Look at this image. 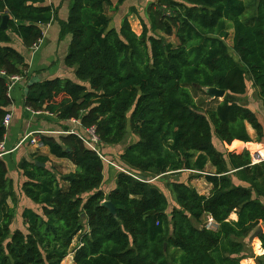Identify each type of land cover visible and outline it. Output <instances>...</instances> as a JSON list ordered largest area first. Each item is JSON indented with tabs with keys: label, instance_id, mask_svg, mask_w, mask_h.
<instances>
[{
	"label": "trees",
	"instance_id": "16d2710c",
	"mask_svg": "<svg viewBox=\"0 0 264 264\" xmlns=\"http://www.w3.org/2000/svg\"><path fill=\"white\" fill-rule=\"evenodd\" d=\"M46 1L0 0V25L8 17L0 28V143L19 85L23 110L53 118L64 126L58 132L71 131V121L78 127L58 139L41 134L47 154L20 157L18 181L3 161L9 155L0 159V264H61L68 255L74 264H252L240 240L264 223V161L251 166L250 153L234 146L251 142L247 127L255 142L264 138L249 101L264 109V0H154L146 19L138 14L139 35L128 20L135 12L120 13L119 29L112 26L129 0H69L64 20ZM48 24L58 42L69 40L63 75L25 93L46 68L30 72L24 51L35 50ZM14 76L20 80L9 90ZM204 88L225 95L211 100ZM190 90L214 106L197 103ZM89 128L110 163L105 147H123L128 131L137 140L119 152L121 165H111L77 136ZM51 158L74 169L61 175ZM181 172L203 178L208 193L171 181L170 206L154 182ZM258 240L255 264H264V232Z\"/></svg>",
	"mask_w": 264,
	"mask_h": 264
},
{
	"label": "rangeland",
	"instance_id": "374dc122",
	"mask_svg": "<svg viewBox=\"0 0 264 264\" xmlns=\"http://www.w3.org/2000/svg\"><path fill=\"white\" fill-rule=\"evenodd\" d=\"M153 1L154 0H129L127 2V4L125 5V9L123 11H119L116 14H114V15L111 16V17H113V19H112V26H115V28L117 30L119 29L120 21H121V18H122V14H120V13L126 12L127 14L128 13L130 14V12L131 13H134L135 12V14L131 18H128V20L130 22V25H131L132 30L137 35H139L140 32H141V24H142L144 18L146 19V16H145L146 8ZM113 3H115V0H113ZM253 12L254 11L249 10V14H252ZM138 14L143 15L144 18H140L138 16ZM166 40H168V41H174V39L172 37L166 38ZM227 45L230 46V41L227 42ZM249 90H250L249 91L250 95H253V92H252L253 90L252 89H249ZM190 92L194 96V100L197 103H199L200 101H203L204 100L205 103H206L205 105L207 107L208 106L209 107L214 106L213 103H208L205 100L204 96L202 95V93L200 91L190 90ZM254 100L256 101V99H254ZM249 101H251L252 105L254 106L255 109L258 110V113H259V110L261 111V109H262L261 108V105L260 104H257V103H254V101L251 99V97H250V100ZM258 120L264 126V117H262V116L259 115ZM55 123L56 122L53 121V127L51 129L50 128L46 129V131L51 132L47 136H51V137H53L55 139H58L59 136H63V135H60L61 132H58V131L64 130L63 129L64 126L63 125H60L58 123H56V124ZM71 125H72L73 129H75L76 127H78L76 123H71ZM247 128H249V127H247ZM40 131H42V130H40ZM53 131H57V132L55 133ZM64 132H66V131H64ZM27 134L28 133H26V134L24 133L20 137L23 138ZM35 137H38V136L36 135ZM254 138H255V135H254ZM254 138L251 140V142H249V144L246 143L245 146L242 145V144H237L236 146H234V148L237 149V150H241V149H244L245 148L246 150L248 149L250 153L255 154L254 152H256L257 149L260 150V148H262L261 146H264V138H263V140L260 143L255 142V139ZM136 140H137V138L133 134H131L130 131H128L127 138L124 141V146L123 147H119V146H111V147H109V146H107V147H105V149H104L103 152L106 155V157L111 160V163L112 164H114L116 166H119V165H121L120 164V161L118 159L119 152L121 150H123V148L127 144H130V143H132V142H134ZM213 144H214L215 148L218 151H220L222 154H224V155H226V151L227 150H230L228 148L226 150V148L224 146H222L216 139L213 140ZM25 146H27V147L30 148L32 145L25 144ZM34 147H36L35 148L36 149L35 151H38L39 155H43V154H41L39 152V151L42 152V149H43V147L40 144V142H39V144L34 145ZM32 151H33V149H32ZM12 156H13V153L9 156V158L7 157L3 161L10 162V160L12 159ZM17 160L18 159H16V162H17ZM51 161L52 162H51L50 165H54L55 166V170L57 171V173H59L61 175L62 174H66V173H68V172H70V171H72L74 169L72 167V165L69 162H67V161L56 160L54 158H51ZM8 170H10V175L12 177H14L15 180L18 181L19 180L18 179L19 176H16L15 175V172L13 173V171H14L13 167L10 168L8 166ZM105 178L106 179H105V183L103 185V188L107 190V189H109L112 186V181H111L112 176H110V174H109ZM174 180H176L178 182H183V183L189 184V186L194 187L199 194H206V193H208L209 186H208V184L205 182V180L203 178H198L196 180L190 181L189 174L186 173V172H181V173L176 174V175L175 174L174 175H167L165 177L159 178L158 180H155L154 185H156V186H158L160 188V190L162 191V193L166 196V198H167L168 203H169L170 206H173L174 204H173V197L168 192L169 191L168 190V185H169V183L171 181H174ZM232 180H233L234 184H238V182L234 178ZM204 223H206L207 226L209 225V222H208V218L207 217H205L203 219V224ZM257 227H259L262 230H264V223H259V225ZM253 231L250 234V236H248V238L241 239L240 242L242 243V246L244 248V250H243V255L244 256L243 257H245V259L243 261H252V262L255 263L256 262V259L259 256H261L263 254V252H262V250H260L262 254H258V253H256V251L254 249L253 243L255 242V240H257V241H259V240H258V236L256 234H254ZM77 241H78V238H77ZM75 242L76 241H74V243ZM259 248H260V243H259ZM61 264H74V263H73V260H72L71 256L68 255L61 262Z\"/></svg>",
	"mask_w": 264,
	"mask_h": 264
},
{
	"label": "crops",
	"instance_id": "0c3cea01",
	"mask_svg": "<svg viewBox=\"0 0 264 264\" xmlns=\"http://www.w3.org/2000/svg\"><path fill=\"white\" fill-rule=\"evenodd\" d=\"M117 0H115L116 2ZM113 2V0H112ZM68 3L69 0H47L46 5H55L58 7L57 11L60 16V19L64 20L68 13ZM125 9V5H122L119 11H123ZM43 35L44 38L40 41L39 45L36 47L35 50L24 51L26 62L30 67V72H34L36 70L44 69L40 74L34 75L38 80H43L47 78H51L54 76H61L62 73V59L66 52V47L68 46L69 40L66 39L62 42H58V29L56 25L48 24L43 28ZM60 62L56 65H52L54 61V57ZM32 77V78H33ZM24 88L22 85L16 87L15 90L12 92V106L10 107V114L12 115V119L10 122V126L7 128V133L4 139V145L7 149H13L16 144L21 140L24 133H31L34 131H46L48 128L53 127V118L46 116V114H41L39 116H35L32 113L27 112L26 110L22 109V94ZM22 109V110H21ZM260 111V110H259ZM260 116L264 117V109H261ZM259 117V114H257ZM51 131V130H50ZM248 135L251 139L254 138V131L250 128H247ZM20 137V138H19ZM249 144V143H248ZM245 146V144H243ZM260 150H264V146H261ZM36 147L31 146L30 148L24 145H21L17 148L13 153L12 159L10 160L9 166L12 168L15 163L16 159H20V157H25L30 153L37 152L35 151ZM33 149V151H32ZM242 150H246L245 148ZM249 152V150L247 149ZM41 154H47V148L42 149V152L39 151ZM11 153V154H12ZM10 156V155H9ZM19 157V158H18ZM9 158V157H8ZM113 176V175H112ZM114 177V176H113ZM19 179V177H18ZM112 181V179H111ZM232 220L236 219L235 215H232ZM264 231V230H263ZM72 258V256H71ZM252 264H255L252 262Z\"/></svg>",
	"mask_w": 264,
	"mask_h": 264
},
{
	"label": "built area",
	"instance_id": "2783aa9c",
	"mask_svg": "<svg viewBox=\"0 0 264 264\" xmlns=\"http://www.w3.org/2000/svg\"><path fill=\"white\" fill-rule=\"evenodd\" d=\"M36 49V48H35ZM18 80H20L19 77L17 76H14V77H11L10 78V84H9V87L8 89L10 90L11 87L13 86V84L15 82H17ZM10 122H11V115H7L4 120H3V126L5 128H8L10 126ZM71 123H76L78 124L77 121H71ZM51 132H48V131H34V132H31V133H28L27 135H25L23 138H21V140L16 144V146L13 148V149H7L4 145V142L0 143V159H3L5 156L7 155H10L12 152H14L17 148H19L21 145L23 144H28V145H36V144H39L40 142V135L41 134H50ZM72 133H75L74 131H69V132H61L60 134H72ZM38 136V137H35V136ZM86 135L87 136H82V135H77L81 140L82 142L84 143V145L88 148H90L92 151L96 152L100 158L102 160H104L106 163L108 164H111L110 162H107L102 155L99 154L98 150V146H99V140L97 138V136L95 135V132L92 128H89L86 130ZM88 139H87V138ZM255 154L251 153V165H256V164H259L261 162L264 161V156H261V153L256 151L254 152ZM112 165V164H111ZM121 171L127 173L126 171L120 169ZM128 174V173H127ZM131 175V174H129ZM133 176V175H131ZM133 178L137 179L135 176H133ZM208 222H209V227L208 228H212V229H215L216 228V225L213 223L212 219L208 218Z\"/></svg>",
	"mask_w": 264,
	"mask_h": 264
},
{
	"label": "water",
	"instance_id": "95a60500",
	"mask_svg": "<svg viewBox=\"0 0 264 264\" xmlns=\"http://www.w3.org/2000/svg\"><path fill=\"white\" fill-rule=\"evenodd\" d=\"M7 19H8L7 16H4L3 19H2V23L0 25V28L2 30L6 29V21H7ZM36 82H38V79L36 77H33L32 79H30L28 85L25 88V93L28 91L29 86L33 85ZM203 91L210 97L211 100H213V99L221 100L224 97V95H225V91L224 90H219L217 88H204ZM104 205L109 209V211L112 214H115L114 207L109 202L104 203ZM253 232L257 236H259L264 231L261 228L257 227Z\"/></svg>",
	"mask_w": 264,
	"mask_h": 264
},
{
	"label": "clouds",
	"instance_id": "9594fccd",
	"mask_svg": "<svg viewBox=\"0 0 264 264\" xmlns=\"http://www.w3.org/2000/svg\"><path fill=\"white\" fill-rule=\"evenodd\" d=\"M2 75V74H1ZM71 131H74V129H72ZM69 132V131H68ZM75 132V131H74ZM56 133V132H55ZM76 133V132H75ZM74 133V134H75ZM66 135V134H65ZM68 135V134H67ZM259 152V151H258ZM250 153V152H249ZM251 154V153H250ZM251 156V155H250ZM257 165V164H256ZM252 166V165H251ZM214 223V222H213ZM208 227H209V225H208ZM210 229V228H209ZM216 229V228H215Z\"/></svg>",
	"mask_w": 264,
	"mask_h": 264
}]
</instances>
